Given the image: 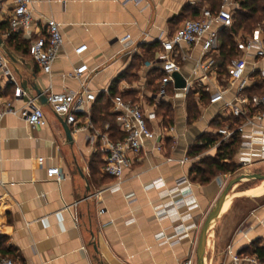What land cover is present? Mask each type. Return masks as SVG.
<instances>
[{
    "label": "crops",
    "instance_id": "1",
    "mask_svg": "<svg viewBox=\"0 0 264 264\" xmlns=\"http://www.w3.org/2000/svg\"><path fill=\"white\" fill-rule=\"evenodd\" d=\"M32 1L33 17L40 27L43 19L54 18L60 23L64 43L51 72L46 73L28 51L24 52L25 47L18 49L15 41L10 45L4 35L8 29H2L5 46L0 47V53L15 79L23 88L27 87L25 90L32 97L37 96L34 85L44 93L87 89L97 97L77 112V125H70L72 143L67 142L58 114L39 100L46 125L31 127L24 118L12 113L0 121V259L10 257L23 264H181L190 255L195 236L223 189L240 176L264 175L261 144L251 148L244 144L242 136L234 157L239 167L231 176L217 173L203 183L191 172L200 160L215 157L219 144L196 156L189 154L191 147L199 144L204 134H216L218 124L223 127L229 124L228 119L236 118L223 102L211 103L210 96L223 90L234 97L237 88L227 79L228 60L221 53V36L219 49L214 53L217 68L209 72L206 88H199L197 83L201 74L198 62L203 56L201 45L182 46L176 58L189 90L176 88L175 81H165L167 74L158 59L163 40L170 38L188 15L195 18L193 11L200 15L209 3ZM12 9L10 0H0V24H7L8 28ZM40 30L44 32L42 27ZM127 34H131L132 44L125 48L121 38ZM17 35L19 41L29 44ZM235 42L239 54L241 47ZM84 44L87 50L77 54L76 48ZM78 69L83 71L79 78L70 76ZM262 71L263 60H250L247 87L264 78ZM14 88L9 76L0 73V102L13 99ZM112 90L115 95L141 104L158 137L146 141L142 153L124 171L119 185L111 189L115 180L103 173L106 140L125 137L112 111V102L107 105ZM190 99L200 108L199 117L191 123ZM13 103L16 108L23 106L22 100ZM163 103L172 110V121L163 115ZM255 121L264 128V119ZM40 157L44 158L43 164L38 162ZM243 158H249L251 163L243 167ZM53 166L60 168L61 179L48 178L47 169ZM182 176L193 184L194 207L182 214L181 221L169 215L156 216L163 202L162 194L175 191L176 180ZM233 188L216 219V243L225 253L223 264H248L235 263L233 257L251 255L243 250L257 239L264 244V203L246 214V226L241 229L242 221L233 222L235 203L244 195L261 194H246L256 189L234 193ZM178 223H183L185 229L176 232Z\"/></svg>",
    "mask_w": 264,
    "mask_h": 264
},
{
    "label": "built area",
    "instance_id": "2",
    "mask_svg": "<svg viewBox=\"0 0 264 264\" xmlns=\"http://www.w3.org/2000/svg\"><path fill=\"white\" fill-rule=\"evenodd\" d=\"M13 9L9 15V28L4 33L6 38L14 34H20L29 43V54L34 61L46 73H50L57 55L64 43L60 23L54 18H45L42 21V32L40 25L33 17L32 0H10ZM134 3H140L143 0H126ZM237 0H223L222 7L219 11L214 12L210 6H206L200 12L197 18H188L183 21L182 25L173 33V35L163 40V51L159 54V63L163 72L167 74L165 81H174L173 73L180 72L181 66L177 61V55L180 53L182 46L201 45L203 56L198 62L200 77L197 83L199 88H206L209 72L217 68V58L214 55L219 49L220 34L224 29H229L234 24V11L238 8ZM235 40L240 44L241 52L231 58L227 64V79L229 84L236 86L237 94L234 97L228 96L225 91L218 90L210 96L211 103L223 102L224 107L229 110L230 114L239 118L241 122L231 126L227 124L218 129L222 141L228 142L237 133L244 140V144L249 147L255 144H261L264 151V128L258 125L255 118L264 119V94L253 95L250 97L245 89L248 84L246 75L250 60L264 61V34L259 27L253 33L238 37L234 34ZM131 34L121 38L125 48L132 44ZM87 45L77 47L75 52L82 54L87 50ZM0 73L9 76L10 83L15 85L13 99L0 102V121L6 114H18L31 126L46 125V116L43 108L38 102V97L30 96L26 90L15 79L8 67V62L4 55L0 53ZM82 69L75 70L70 76L79 78L82 75ZM264 77V71H262ZM189 90V85L185 87ZM47 103L53 111L67 119L69 125H77V112L83 106L88 105L96 100L97 95L87 89L79 92H53L48 90L45 93ZM14 100H22L23 106L16 108ZM112 111L121 131L125 137L121 140H106L105 145V164L103 173L115 180V183L109 188L117 187L119 180L124 171L131 167L134 157L139 156L148 140L157 139L156 132L149 126L148 117L142 109L141 104L125 99L121 94L112 97ZM257 111L254 116L253 112ZM246 137H250L247 141ZM160 148V145H158ZM38 162L43 164L44 158H38ZM251 163L249 158H243L241 165L244 167ZM47 176L50 179L59 180L62 173L59 167L53 166L47 169ZM226 178L231 173L224 175ZM177 186L175 191H168L162 194L163 202L158 209L157 215L173 216L175 221L183 220L187 210L194 207L193 184L185 176L176 180ZM163 206V207H162ZM172 206L173 210H168ZM176 232L185 229L183 223H178ZM235 263L245 261L248 264H264L256 255L239 256L234 255ZM0 264H23L10 257L0 259ZM183 264H195L193 259L186 260Z\"/></svg>",
    "mask_w": 264,
    "mask_h": 264
},
{
    "label": "trees",
    "instance_id": "3",
    "mask_svg": "<svg viewBox=\"0 0 264 264\" xmlns=\"http://www.w3.org/2000/svg\"><path fill=\"white\" fill-rule=\"evenodd\" d=\"M209 3L210 8L217 12L221 9L223 0H206ZM239 6L234 11V24L229 29H224L221 32L222 45L221 53L226 57L228 62L231 58L238 55V46L234 40L233 34H238L239 30L247 32V34L253 33L257 28L261 27L264 30V0H237ZM193 14L198 17V11H193ZM195 16V18H197ZM7 30V24H0L1 30ZM1 36V35H0ZM14 41L16 42V47L20 49L22 46L25 47L24 52L29 53V44L24 41L18 40V35L14 34L7 38V42L10 45H13ZM225 71V70H224ZM264 78H258L256 82L245 89V92L252 97L253 95L264 94ZM110 101L107 102V105L112 102V97L116 94L115 90L111 92ZM190 98H193L190 96ZM164 108L163 115L168 116V121L173 120L172 110L168 105H161ZM189 110H190V123L196 120L200 114V108L197 102L193 99L189 101ZM228 123L231 126L239 124L241 120L239 118H230ZM219 128L222 127V123L218 124ZM221 135L206 133L199 139V144L191 147L189 154L196 156L211 146H214L221 140ZM241 145V135L235 134L231 140L228 142L222 141L219 143L218 153L215 157L207 159H202L200 162L196 163L192 168L191 172L196 173L197 177L201 182L208 183L217 173H233L238 169V164L234 162V157ZM243 253L256 255L262 262H264V244L261 239H257L251 243V245L243 250Z\"/></svg>",
    "mask_w": 264,
    "mask_h": 264
},
{
    "label": "rangeland",
    "instance_id": "4",
    "mask_svg": "<svg viewBox=\"0 0 264 264\" xmlns=\"http://www.w3.org/2000/svg\"><path fill=\"white\" fill-rule=\"evenodd\" d=\"M188 18H191V16L188 15ZM238 33L241 34L242 36H245V34H247V32H245L243 30H239ZM263 90H264V88H263ZM224 189H223V191H224ZM251 189H256V190L253 191ZM233 190H234V193H240V192H244L247 190H251L250 192H248L246 194H254V193L257 195L261 194L260 196L255 195V197H247V195H244V197H241L235 203L236 214L234 216L233 222L238 224L239 222L242 221L241 226H240L242 229L246 226V223H244L245 221L243 220L244 217L246 216V214L249 213L252 208L257 207L261 203H264V180L253 179L251 181H244L240 184H237L233 188ZM209 213H210V211L208 212V214ZM208 214H207V216H208ZM207 216H206V218H207ZM215 224H216V221L213 223V225L210 229L209 237H208L206 261H205L206 264H223L224 258H225V253L223 254V250H221V248L218 247L219 245L217 246V243H216ZM202 225H203V223L201 224L200 230L198 231V233L195 236V240H194V244H193L191 253L188 256V258L186 259V260H188V259L192 258L195 264H197V245H198V240H199V235H200V232L202 229ZM184 262H182L181 264H183Z\"/></svg>",
    "mask_w": 264,
    "mask_h": 264
},
{
    "label": "water",
    "instance_id": "5",
    "mask_svg": "<svg viewBox=\"0 0 264 264\" xmlns=\"http://www.w3.org/2000/svg\"><path fill=\"white\" fill-rule=\"evenodd\" d=\"M5 46V40L0 36V47ZM10 57L13 59V57L10 55ZM173 78L175 81L176 88H184L186 85V82L184 81L182 74L180 72L173 73ZM24 89H27L25 86ZM33 90L37 93L38 100L41 104L47 103V97L45 93L37 86H33ZM58 117L63 125L66 139L68 143L73 142V133L70 125L67 122V119L61 115L58 114ZM255 178H261L264 179V175L260 174H249L245 176H240L234 180H232L224 189L222 192L218 202L216 205L212 208L210 213L208 214L205 222L202 225V229L199 235L198 245H197V264H206V252H207V245H208V237L210 234V229L212 227V224L216 221V219L219 217L220 212L222 210V207L224 206L225 202L227 201L230 192L232 191V188L238 184L239 182H242L246 179H255Z\"/></svg>",
    "mask_w": 264,
    "mask_h": 264
},
{
    "label": "bare ground",
    "instance_id": "6",
    "mask_svg": "<svg viewBox=\"0 0 264 264\" xmlns=\"http://www.w3.org/2000/svg\"><path fill=\"white\" fill-rule=\"evenodd\" d=\"M213 225V224H212Z\"/></svg>",
    "mask_w": 264,
    "mask_h": 264
}]
</instances>
